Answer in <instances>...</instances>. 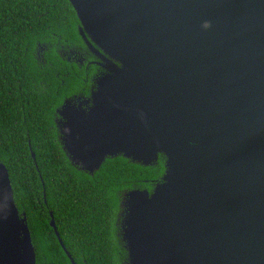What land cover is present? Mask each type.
Segmentation results:
<instances>
[{"label": "water", "instance_id": "95a60500", "mask_svg": "<svg viewBox=\"0 0 264 264\" xmlns=\"http://www.w3.org/2000/svg\"><path fill=\"white\" fill-rule=\"evenodd\" d=\"M68 1L105 70L70 159L165 158L126 198L128 264H264V0ZM0 264H36L1 161Z\"/></svg>", "mask_w": 264, "mask_h": 264}, {"label": "trees", "instance_id": "16d2710c", "mask_svg": "<svg viewBox=\"0 0 264 264\" xmlns=\"http://www.w3.org/2000/svg\"><path fill=\"white\" fill-rule=\"evenodd\" d=\"M79 28L68 0H0V161L9 172L15 205L26 216L36 264H71L49 225L50 211L64 238V210L73 217L75 211L81 214L82 205L87 207L91 198L116 207L115 192L137 187L151 192V183H159L165 171L161 155L150 166L118 156L107 158L92 178L76 171L60 152L52 120L55 108L72 94H86L96 66L87 73L59 52H82L98 60L82 40ZM141 179L149 184L138 182ZM81 184L85 185L83 202L70 200L67 191L79 189ZM97 206L96 213L105 212ZM85 223L93 224L91 220ZM94 230L103 231L101 226ZM100 245L101 251L70 255L76 264H128L120 237L116 242L107 230Z\"/></svg>", "mask_w": 264, "mask_h": 264}, {"label": "flooded vegetation", "instance_id": "af4514ba", "mask_svg": "<svg viewBox=\"0 0 264 264\" xmlns=\"http://www.w3.org/2000/svg\"><path fill=\"white\" fill-rule=\"evenodd\" d=\"M38 50L43 51L42 48H39ZM59 54L62 57L67 56L68 62H73L74 64H78L80 68L83 66L84 71L87 73L91 71L92 69L91 67L94 68L96 66L95 73L93 74V76L91 75L90 77V83L87 86L86 94L78 93L66 97L62 101L61 105L55 108V112H54L55 114L52 119L55 125L57 141L60 143V148H61L60 152H63L65 154L67 162H69V164L76 171L80 173H84L93 178L96 174H98L100 169L103 167L104 162H106L109 159H105V161L101 164L98 170H94L89 165H81L74 163L69 157V152H83V151L79 150V148L77 147L78 144L71 143V138L78 139V135L72 136L73 133L71 132L79 129V123H81L79 121V118L82 115L86 116L90 113V110L92 108V102L90 99L93 92H95L96 90V86H97L96 81L105 74V70H103V68L101 67V61L99 59L92 60L91 57L87 55L85 56L82 52L69 51V52H59ZM39 58L41 59L40 55L38 59ZM42 60L43 57L41 61ZM138 182H142L143 184H149V182L145 179H141ZM152 184L153 187H155V185L158 184V182L151 183V185ZM133 187L134 186H132V188ZM141 188L137 187L136 189L139 190ZM88 189L89 190L91 189V185H89ZM132 190L133 189L130 190L125 188L120 190L119 192H115V196L117 199L116 207L109 206L106 201L101 202L98 199L91 198L92 202H89L90 204L87 207L82 205L81 214L75 211L76 213V215H74V217L76 218L75 220L74 217L70 215L67 210H64V214L67 217V219H65L67 225L64 226L65 230H67V233L64 234V238L61 237L60 232L58 230V224L54 219V215L52 211H50L49 225L53 231V234L60 248L63 250L66 256L67 254L70 255L71 253L101 251L100 246L103 248V245H100L101 236H103V232L107 230L112 232L113 237L116 238V242L118 237H120V240L123 241V228H124L123 220L126 211V207H125L126 198L128 194L132 192ZM144 190L148 191L146 189L140 191H144ZM84 191H85V185L81 184L79 189L75 188L73 191H67V192L69 194L70 200L80 202L81 199V202H83V197L85 196ZM97 205H101L102 208H100V210L102 209L105 212L96 213ZM88 220H91L93 224H86L85 222ZM51 221L53 222L54 226H51ZM97 226H101V229L103 231L97 233L94 230ZM105 246L111 247V245H107V244ZM116 247H119V245H116L115 248ZM70 257L74 261L71 255ZM68 259L70 260L69 257Z\"/></svg>", "mask_w": 264, "mask_h": 264}]
</instances>
